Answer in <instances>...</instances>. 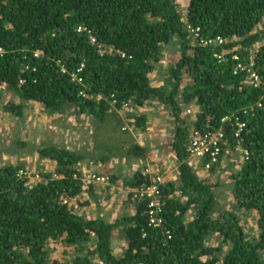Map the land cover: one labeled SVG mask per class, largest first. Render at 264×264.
<instances>
[{
	"label": "trees",
	"instance_id": "obj_1",
	"mask_svg": "<svg viewBox=\"0 0 264 264\" xmlns=\"http://www.w3.org/2000/svg\"><path fill=\"white\" fill-rule=\"evenodd\" d=\"M187 11L185 20L177 0H0V83L25 101L43 103L50 114H64L73 106L109 122L116 134L130 132L119 114L124 105L160 102L174 117L171 146L179 170L178 181H163L162 224L153 227L149 199L134 198L136 189L163 177L160 171L148 172V165L125 181L135 213L114 221L101 214L83 216L65 202L86 190L78 169L87 159L82 150L39 147V158L55 161L56 168L37 183L21 173L22 164L0 166V264H62L50 260L51 240L75 248L72 264H94L95 258L100 264H217L222 243L229 248L221 264H264V26L255 31L264 22V0H189ZM197 27L203 38L225 42L195 46L191 29ZM259 42L263 45L253 52ZM172 43L179 45L177 60L158 68ZM223 50L227 53L220 62L215 54ZM240 61L254 63L263 80L259 87L247 83L245 71L234 74ZM153 72L163 76L160 85L151 82ZM184 74L191 83L184 84ZM183 105L195 110L190 125L181 114ZM1 109L25 114L24 103L13 100L1 102ZM237 114L247 122L243 146L249 156L231 176L233 195L239 207L257 210L261 231L252 239L189 158L194 129H222L224 152L235 149L233 127L222 119ZM134 119L135 126L146 128L147 115ZM14 144L27 145L20 139ZM118 145L98 143L95 160L109 163L123 150ZM147 152L132 142L127 149L128 156L143 159ZM86 192L99 206L92 187ZM118 231L128 244L120 256L113 241ZM215 234L221 243L207 245Z\"/></svg>",
	"mask_w": 264,
	"mask_h": 264
},
{
	"label": "rangeland",
	"instance_id": "obj_2",
	"mask_svg": "<svg viewBox=\"0 0 264 264\" xmlns=\"http://www.w3.org/2000/svg\"><path fill=\"white\" fill-rule=\"evenodd\" d=\"M181 5L183 18L187 19V8L189 0H177ZM264 22L259 24L255 31L263 28ZM263 42L254 46V51L260 49ZM108 49V48H107ZM110 51V49H109ZM180 54L179 45L172 43L168 45L163 52V56L157 67L165 69L171 63L174 64ZM160 72L151 74V82L154 85H160L162 78ZM184 84L191 83V78L183 75ZM3 89L0 99V166L2 165H20L25 168L21 172L27 173L31 183H37L45 179L44 174L55 171L56 162L49 159H40L37 154L39 147L47 144H56L70 149L84 151L87 159L78 165L82 178L87 173H99L106 177L102 183H93L84 180L85 192L76 199H70L69 205L76 210L78 214L87 217H96L99 214L106 220H116L121 216L130 215L135 210L134 200L131 194L132 189L127 187L125 181L130 179L139 170H144L148 165L153 172L160 171L164 179L168 181H178L179 170L178 161L172 149L171 142L174 131L172 123L174 117L168 108L157 101L148 102L145 106L137 107L124 105L119 114L124 119V127L129 129V134L123 130L120 134L112 133V127L109 122L100 123L87 114L78 113L73 106H68L64 114H50L43 103L38 101H25L19 97L16 92L13 93L6 87V84L0 83ZM15 101L24 103L25 114L18 117L12 113H7L1 109V102ZM181 101V100H180ZM192 105H183L182 116L188 120L189 125L195 119L194 115L187 114V108ZM147 115L146 128L142 130L135 126L134 115ZM192 128L191 126H189ZM115 137L116 140H115ZM22 141L25 146L14 144L16 141ZM119 144L123 149L116 153L107 164L98 163L94 155L96 153L95 145ZM137 143L142 147L148 148V152L143 157H135L132 154L127 155L128 146ZM21 143V142H20ZM228 160L225 161L223 171L227 172L229 183L225 185L218 181V199L221 205L235 213L244 227L246 234L252 239L258 237L260 227L258 225V213L254 209H244L237 205L233 195V181L231 174L236 171V164L240 163V154L232 147L226 148ZM122 155V156H120ZM195 165V164H194ZM209 182V179H205ZM214 185V184H213ZM216 185H214L215 187ZM97 194L100 205L97 206L94 199L88 194L87 188ZM75 200V202L71 201ZM86 201H89L86 204ZM192 212L187 217L193 219ZM120 231V230H119ZM114 236V250L116 254H122L128 246L127 241L121 237L120 232ZM222 241V237L215 234L209 237L207 245L217 246ZM91 245H95L94 242ZM222 251L217 252L219 261L223 263L224 253L228 250L229 244H221ZM50 260H58L62 264H72L75 255L78 254L73 246H68L62 241L51 240L47 245ZM212 258L210 255L207 259ZM94 264H100L95 258ZM52 263V262H50Z\"/></svg>",
	"mask_w": 264,
	"mask_h": 264
},
{
	"label": "built area",
	"instance_id": "obj_3",
	"mask_svg": "<svg viewBox=\"0 0 264 264\" xmlns=\"http://www.w3.org/2000/svg\"><path fill=\"white\" fill-rule=\"evenodd\" d=\"M191 33L193 36V44L195 46H220L225 42L221 37L217 38H203L200 34V28H192ZM4 50L0 47V54ZM226 51L223 50L221 53H216L215 56L221 62L225 59ZM235 59L238 57L235 55ZM245 71L246 81L252 87H259L262 84V77L256 69L254 63L238 62L234 69V74ZM188 115L195 116V110L193 107L187 108ZM223 122H229L233 127V135L235 137L236 149L243 153V160L247 161L249 152L243 146L244 135L247 129V122L242 118L241 115L226 116L222 119ZM226 144V136L222 129L212 131L208 133H201L194 129L192 131L189 143L190 162L192 164H199L206 170L212 171L221 164L223 158V146ZM148 172L151 171L149 168ZM156 172V171H155ZM83 180H87L93 183H102L106 181V177L99 173H87ZM164 181L163 177L157 176L154 179V183L150 186L140 187L135 190L134 198L149 199V226L159 227L162 224V208L164 201L162 200V194L160 189V183ZM65 202L69 203V199H65ZM146 234H144L145 236Z\"/></svg>",
	"mask_w": 264,
	"mask_h": 264
},
{
	"label": "crops",
	"instance_id": "obj_4",
	"mask_svg": "<svg viewBox=\"0 0 264 264\" xmlns=\"http://www.w3.org/2000/svg\"><path fill=\"white\" fill-rule=\"evenodd\" d=\"M223 162H222V168L221 169H218V170H216V171H207L206 169H204L201 165H199V164H196V166H195V168H196V170L198 171V173H199V176L202 178V179H209V182H207L206 180V182L207 183H210V184H214V185H216L215 187H214V190H215V192H216V195L218 196V194H217V192H218V187H217V183H218V181L220 182V183H223L224 185H225V182H227L226 184H228L229 183V180H230V178H228V175H227V172H225V171H223V167H224V164H226L225 163V161H226V155H224L223 156V160H222ZM238 170V169H237ZM236 170V171H237ZM135 213V211L133 212V213H131V214H134ZM192 215V214H191ZM192 217H193V215H192ZM187 219H188V217H187ZM189 220H192V219H189ZM109 221H112V220H109Z\"/></svg>",
	"mask_w": 264,
	"mask_h": 264
},
{
	"label": "clouds",
	"instance_id": "obj_5",
	"mask_svg": "<svg viewBox=\"0 0 264 264\" xmlns=\"http://www.w3.org/2000/svg\"><path fill=\"white\" fill-rule=\"evenodd\" d=\"M38 54H40V52H39V51H36V52H35V55L37 56ZM225 145H226V144H224V146H225ZM235 150H236L237 152H239V154H240V163H239V164H236L235 167H236L238 170H240V169H241V166H242L246 161L243 160V158H242L243 153H242L240 150H237L236 148H235ZM224 155H226V153H225L224 150H223V156H224ZM222 160H223V158H222ZM227 160H228V157H227V155H226V161H227ZM222 162H223V161H221V164H220L218 167H216L214 170H212V171L214 172V171H216V170H218V169H221V168H222ZM195 166H196V165H195ZM203 168H204V167H203ZM204 169H205V168H204ZM237 169H236V170H237ZM238 170H237V171H238ZM207 171H209V170H207ZM234 172H236V171H234ZM234 172H233V173H234ZM233 173H232V174H233ZM232 174H231V176H232ZM163 179H164V178H163ZM231 179H232V178H231ZM164 180H165V179H164ZM83 181H84V180H83ZM231 181H233V180H231ZM162 184H163V182L160 183V189H161V194H162V200H163L164 203H165V200H164V198H163V197H164V196H163L164 193H163V190H162ZM209 184H210V183H209ZM212 185H213V184H212ZM67 199H68V198H67ZM133 200H134V198H133ZM69 202H70V199H69ZM162 206H164V205H162ZM162 212H163V208H162ZM162 212H161V213H162ZM124 250H125V249H124ZM123 252H124V251H123ZM122 254H123V253H122ZM122 254H119V256L122 255ZM116 255H118V254H116Z\"/></svg>",
	"mask_w": 264,
	"mask_h": 264
}]
</instances>
